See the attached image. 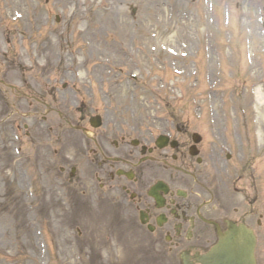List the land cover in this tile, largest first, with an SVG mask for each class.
Instances as JSON below:
<instances>
[{
	"label": "rangeland",
	"instance_id": "obj_1",
	"mask_svg": "<svg viewBox=\"0 0 264 264\" xmlns=\"http://www.w3.org/2000/svg\"><path fill=\"white\" fill-rule=\"evenodd\" d=\"M42 1L43 0H39V1L35 0L34 5L40 6L39 8L34 9L35 15H38V13L40 14V11L42 10V5L44 4V2ZM17 4L20 6L27 7L28 0H17ZM131 4H136V6H138V12L136 15H132L129 18L125 17V19L128 21L142 20L140 14L141 12L140 3L133 1ZM100 19L106 20V18H100ZM38 21L40 20L38 19ZM3 23H4V19L0 14V29L3 27ZM41 30H42V34L40 36L35 37L32 40L23 39L24 48L27 47L28 49L29 44L31 42H35L36 43L35 45L38 44V50L40 52H53L54 49L56 48L54 46L52 39L47 38V35L45 33V30H47L46 27H42ZM170 32H171V28H169L168 30L164 29L163 34L162 35L160 34V36L164 39L171 38L172 34ZM10 38H11L10 45L13 47L14 42L17 41L18 38L16 37L14 38L10 37ZM0 39H1V35H0ZM234 46H235V42H232V48H233L232 58L234 61L227 62L226 70H224V78H223L224 83L218 87V91L219 90L220 91L217 94L216 93L211 94L213 97H216L217 95V102H216L217 108H219L218 101L221 99V97H224L225 100H227V102H229L228 100L231 99L232 106L237 105L240 102L242 103L243 100L244 101L249 100V96L247 93V85H248L247 67L244 64V60H243V52H242L243 50L241 51L240 49H238L236 52L234 50ZM262 62L264 63V60ZM200 68H204V67L200 65ZM262 70L264 72V65L262 67ZM260 92L261 95H260L259 103L264 98V89H262V91ZM227 102H225V110L227 114H229L228 111L230 110V106L227 104ZM260 111H263L262 107L260 108ZM219 116H222L220 111H219ZM39 153H40V158L43 155V158L45 160V162H42V160H40L39 162H41L44 166H47L48 160L46 161L44 155L46 151L40 149ZM4 159L5 157L2 154H0V167L2 166V162L4 161ZM40 166L41 164H37V166L33 170H30L32 174L36 175L37 177L36 180L40 181V179L48 178L50 180L51 186L52 184H55L56 182L52 178L53 172L49 171L47 167L46 169L47 174L46 175L41 174L39 171ZM0 172L4 174L3 176L7 175L6 172H3L1 170ZM1 185L3 187V184H1L0 182V187ZM37 189L39 194L41 193V191L44 190L43 193L47 198L45 202H43L42 204H35L34 209H28L26 208L27 205L26 204L23 205L22 203L19 204L20 207L17 210L15 205H11V204L6 205L3 202L0 204L1 205L0 206V264H42L41 260H44V258H41L40 256L39 246L35 241L34 232L31 230L34 226H37L39 223L37 228H41V230L43 232L45 231V233L46 231H48L49 226L48 224H43L44 222L43 217H44V212L46 214L52 215L53 209L57 206V204H55L56 185L55 187L52 186L49 189H43V187L38 185L36 190ZM93 205L99 211L105 208L104 205H100V204H93ZM53 221H56L55 217H53ZM9 248H11V253L8 251ZM50 254L51 255L53 254L51 250H50ZM53 258L54 255H52V262L50 264H54Z\"/></svg>",
	"mask_w": 264,
	"mask_h": 264
},
{
	"label": "flooded vegetation",
	"instance_id": "obj_2",
	"mask_svg": "<svg viewBox=\"0 0 264 264\" xmlns=\"http://www.w3.org/2000/svg\"><path fill=\"white\" fill-rule=\"evenodd\" d=\"M178 129L182 131V134L180 136L178 134L174 138L177 141L176 150H170L167 147L163 148L165 150L151 149L150 154L153 157L157 156L158 159L163 161L168 158L169 153H172L170 156L172 162L170 163V169L176 171L177 167H181L186 170H192L193 161L190 156L186 155L190 145L188 129L184 126ZM164 162L166 161L164 160ZM110 168L112 169V167ZM162 174L172 180L169 173L162 172ZM205 207V202L198 205L197 198H188L187 196L181 198L175 193L167 195L164 207L160 209L144 199V208L147 211L150 222L155 223L157 216L162 214L164 222L157 228L159 233L168 236L172 246L185 250L201 249L205 244L203 235L210 239L211 226L200 222L201 220L196 215L198 212L208 218H212L204 212ZM208 210L212 216L218 214L216 206H209Z\"/></svg>",
	"mask_w": 264,
	"mask_h": 264
}]
</instances>
